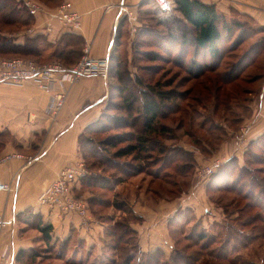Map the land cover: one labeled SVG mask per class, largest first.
<instances>
[{"label": "crops", "instance_id": "0c3cea01", "mask_svg": "<svg viewBox=\"0 0 264 264\" xmlns=\"http://www.w3.org/2000/svg\"><path fill=\"white\" fill-rule=\"evenodd\" d=\"M62 1L70 2L80 14L81 28L75 33L83 39L81 52L83 54L84 48L89 45L90 54L94 57L111 54L114 48L117 54L121 53L123 47L129 44L126 31L131 32L128 30L127 13L120 14L122 5L134 12H144L153 3V0ZM201 1L213 4L217 13L229 22H253L259 28L264 27V0ZM53 19V9L45 5V11L35 16L31 25L21 29L22 32L9 31L7 34L23 42L25 35H30L25 34V30L37 28L34 33L39 34L46 32L44 27L52 23L49 39L54 42L65 31ZM111 70L110 65L107 75L83 77L71 84L65 105L56 117L48 112L50 95L32 81L20 86L0 84V132H6L8 138L0 145V160L4 155L14 152L26 156L41 155L39 160L31 163L19 158L0 161V183H8L12 187L11 190L0 189V214L8 220L0 237V264L6 263L4 254L8 250L12 259L9 264H37V261L44 262L51 258L49 255H55L53 260L56 264H69L66 257L73 255L89 260L105 256V222L95 220L92 214H59L56 209L42 205L38 198L62 168L83 160L79 138L86 127L105 110L115 80ZM250 107L251 112L240 129L235 134L229 129L230 139L224 141L216 152V156L225 162L235 156L239 161L242 160L249 143L264 134V77L259 93L253 95ZM239 136H243V141H239ZM199 156L203 155L199 153ZM208 182L209 178L202 177L196 184L200 188L198 191L205 190ZM195 183H192L190 190H196ZM81 186L79 183L75 187L76 193ZM78 195L85 199L87 196L86 193L84 196ZM135 201L130 205L142 220L131 225L137 233L136 243L145 252L159 247L166 251L171 237L169 218L178 209L189 207L194 211L200 210L198 204L193 202L192 192L171 201L162 200L152 206ZM48 224L52 226L50 241L40 230ZM67 239L70 241L63 257L60 243ZM45 253L47 259H42Z\"/></svg>", "mask_w": 264, "mask_h": 264}, {"label": "rangeland", "instance_id": "374dc122", "mask_svg": "<svg viewBox=\"0 0 264 264\" xmlns=\"http://www.w3.org/2000/svg\"><path fill=\"white\" fill-rule=\"evenodd\" d=\"M171 2L172 9L168 13H161L155 4H153L154 2H151V5L147 8L149 11L136 12L138 24L141 22L142 26H149L154 32H156L155 36L150 39L152 40V43H148L149 45L147 43H144V46L137 45L136 42L142 41V37H137V33L141 27L138 25L137 30L133 31L129 23L128 30L132 33L131 34L126 31V37H129V44L127 47L124 46L123 51L118 53V55L121 58L122 70L127 74L139 71L140 74L145 77L146 81L152 82H155L156 80H161L162 82L165 80H174L172 87L176 88L184 96L178 101L181 103L184 110L171 113L168 119L164 120V122L172 128V138L162 140L163 146L164 144L167 145H165L167 148L165 155H170V153L174 151L179 152L181 150H186L187 152H185L187 154L183 155L178 164L182 166V164H185L186 161H193L194 154L196 157V165H194L191 169L189 168L187 171L189 172V177L187 178L184 177V173L182 172L184 171L182 169L183 167L180 168V171H178L176 165L169 167V165L167 166L166 164L165 166L160 167L161 165L159 164H161L164 155L157 153V151L151 153L153 160L155 161H143L126 156L116 160H124V162L134 168L141 166L143 168V172L128 178V180L122 182L121 184L113 183L112 186L100 187V185H82L78 193L81 195L86 193L87 195L86 200L89 206V212L87 215L92 214L95 220L106 223L105 235H107V239L105 240V250L108 251H105L106 258L101 257L99 259L96 258L89 260V258L87 259L82 256L83 261H81V263L107 264L112 261L110 258L116 255H120L116 257H119L121 262L126 253L133 251L134 253L137 252L135 250L131 251L132 246L136 243V238L132 239L129 236L126 237L127 242L121 245L122 249L117 252L112 249L116 242L115 239L110 236L112 231L111 228L114 224L120 222L122 224L129 225L134 222V215L129 206H127L125 211L118 210L114 207V202L125 200L128 204H132L133 201L137 202L135 200H138L143 201L146 205L152 206L162 200L171 201L176 199L172 197L178 194L176 190H178L180 186H184L186 181L188 182L190 180V185L192 186L193 182H196V185L202 177H206L209 178V182H211V186L209 187L210 190L206 187L205 190L199 192L198 190L200 188L196 185V190H190V186L187 192H192L193 202H195V205L198 204V208L200 210L194 211V209H192L191 211H187L185 209H181L178 210V214L175 216L176 218L173 216L172 222L174 220L176 223L174 226H169L171 237H169L170 241L168 242L170 244L167 245L168 247L166 248L165 255L161 254V258L163 260L170 259L172 254H174L172 247L175 245L182 253L195 255H198L199 252L203 253L199 264H264V210L262 209V206H256V204H258V200H256L255 197L250 198L245 195L249 188H255L254 190L257 193L258 190L264 193V139L260 143L255 142L252 145L249 144L247 149L244 151L242 160L236 161L234 159L235 161L232 160L228 163V161L233 158L231 157L226 161L228 165L224 162L225 164L223 166H228L231 174L226 175L225 172L221 173L220 178H227L229 186L233 188L234 185H231L232 183L230 182L240 176V182L237 185V191H240V193L235 192V189H233V191H225L224 187H220L223 189L221 191H218V189L211 190L223 183H219L218 178L211 181V174H206L204 172L206 167L211 166L216 160L220 159L216 156V152L219 150L220 145L224 141L230 139L231 134L227 131L232 129L234 131L233 134H235L236 125L235 127L232 125L233 120L237 116L246 112L243 107L246 106L248 101L244 100L246 98H252L254 94L259 93L261 80L263 78L252 83L243 84L244 89L252 91L254 94L247 93L245 95H235V89H233L231 85L224 86L221 91L222 96L220 98V106L217 110H215L214 107L216 101L212 97L215 93V83L211 82L209 90L210 94H207L204 90H194L190 92V88L195 84V82H187L185 79V76L188 75L187 72L183 68L176 66L173 62H170L172 56L159 47V45H162L163 42H168L174 30L178 35H181L182 32L175 29V27H172L173 29H170L171 31H169L165 27L166 23L178 26L179 28H184V25L188 24L185 21V17L178 11V5L174 2V0H171ZM186 28L189 29V25L186 26ZM21 29L24 30L21 25L16 24L12 27H6L4 32L14 31L19 33L20 31L22 32ZM243 31L244 33L239 35L236 32H233V35H230L228 39H225L222 42L221 49L223 51L222 53L225 54V57L219 67L220 71H225L232 64H234L250 44L260 40H262V44H264V30L257 27L253 22H249L244 25ZM187 32L191 38L194 37L195 31L193 28H190ZM166 42L164 44H166ZM239 43L240 45L237 46L236 49H234L235 47H232V45ZM136 48L138 51H136ZM146 53L158 54L162 56L164 60L161 61L159 59L160 61H149L146 57ZM3 56L15 57L20 55L10 54ZM191 56L192 52L190 53V57ZM139 64H142V66L158 65L159 73H155L152 77L150 73H146L145 71L136 68ZM263 64L264 53L257 57V61L252 66L246 69L243 76L249 77L250 80V78H252L256 72L259 71L256 67ZM126 76L127 75H125V77ZM165 88L166 87L159 86V89L165 90ZM134 93L140 96V92H138L137 89H135ZM195 96H197L200 100H194L193 98H195ZM237 96L240 97L237 99ZM113 100L119 104L123 102L122 99ZM191 105L194 109L196 108L197 111L199 110V112H204L207 116H210V119L207 120V125L205 127L209 131L199 130L200 127L198 126V121L202 120L199 117L193 127L194 130L197 131L198 136H202L204 139L201 145L203 147L205 145L209 146V152L199 149L192 142V138L187 134L188 130H191ZM107 113L113 116L121 114L120 111L116 109H111ZM182 118H184L183 121ZM128 130L129 129L121 128L117 130L111 129L106 133L87 134L93 138V144H95L106 139L112 134L119 132L122 133ZM219 137L220 139H218ZM2 141H8V138L4 137V135L0 133V142ZM239 141H243V136H239ZM125 144L126 143L119 144L113 151H111L112 149H109V151H106V153L100 157V160L98 161H94L95 159L92 158L85 159L90 175L94 177L103 176V178L106 177L110 180L120 177L125 178V174L123 172L121 173L119 170L109 167L106 163H104L105 161L108 162L107 158H113V153L117 148L124 146ZM179 145L183 148L178 147ZM208 146L206 148H208ZM178 148L181 149L179 150ZM191 152H193V154ZM199 153L203 156H199ZM197 155L199 158H197ZM93 162L95 165L92 164ZM158 168L161 170L162 179L152 177V173ZM102 179L101 181L105 182V180ZM152 179L154 180L151 181ZM253 179L256 181V184L253 183ZM242 187L243 189H240ZM146 190H149L148 193ZM157 192L160 193L157 195ZM78 193L76 194L78 195ZM184 194H182V196ZM141 195L143 197H141ZM195 196H197L198 200ZM201 233L207 234L208 237L214 239L215 241L208 249L202 250V243L194 245L198 240L197 237H199V234ZM225 243L226 245H224ZM219 254L222 255L219 256ZM43 256L42 259H47L46 253ZM49 256L51 257L49 258L50 261L49 259L44 260V262L37 261V264H56L53 260L55 255ZM80 258H78V256H73L69 260H76V263L78 264Z\"/></svg>", "mask_w": 264, "mask_h": 264}, {"label": "trees", "instance_id": "16d2710c", "mask_svg": "<svg viewBox=\"0 0 264 264\" xmlns=\"http://www.w3.org/2000/svg\"><path fill=\"white\" fill-rule=\"evenodd\" d=\"M40 1L53 10L61 2H63L62 0ZM175 3L178 5V11L185 17V21L188 24H185L184 28H179L178 26L166 23L165 27L169 31H171L170 29H173L172 27H175V29H178L182 32L181 35H178L174 30L168 42L165 41L166 44H164L165 42H163V44L159 45V47L165 50L170 56H172L170 62H173L176 66L183 68L187 72L188 75L185 76L187 82H195V84L190 88V92L194 90H204L208 94L211 87V82L215 83V93L212 96L216 101V103L214 104L215 110H217L220 106L219 103L222 96L221 91L224 86L231 85L232 88L235 89V95H245L247 93L254 94V92L244 89L243 84L252 83L263 78L264 64L258 65L256 67L259 71L256 72V74L252 78H250V80L249 77L243 76V73L247 68L252 66L257 61L258 56L264 53V44H262L263 41L260 40L250 44L234 64L227 68V70L220 71L219 67L222 63L223 58L225 57V54L222 53L223 51L221 49L222 42L225 39H228L230 35H233V32H236L238 35L244 33V25H246L247 23L243 24L240 22L227 21V19L223 15L217 13L213 4H207L202 2L201 0H176ZM146 11L149 10L147 9L144 12ZM33 18L34 17L28 13L27 9L18 0H0V57H5L3 55L17 54L21 57L35 59L38 62L58 60L63 62L67 66H72L81 57V50L84 44L82 37L75 33V31L77 30H68L63 28L65 32L62 33L60 37L54 42L49 39L50 32L25 35V40L23 42L17 41V39H15L13 36H9L7 32H4V29L6 27H12L16 24L21 25L22 28L27 27L31 25V23L33 22ZM138 25H140L139 27L141 28L137 33V37H142V41L136 42V44L144 46V43H152V40L150 39L155 36L156 32H154L147 25L142 26L141 22ZM188 25L189 29L193 28L195 31V35L192 38L188 35L187 32L189 29H187L186 26ZM261 29L264 30V27H262ZM239 45L240 43L234 44L232 45V47H235L234 49H236V47ZM137 48L136 51H138ZM48 50H50V52L46 53V51ZM115 51L116 49L114 48L110 54L112 66L111 75L115 78L114 83L111 86V96L107 100L105 110L102 112L101 116L96 121L89 124L86 127L85 131L81 133L79 143L83 161L85 162V164V159L92 158L95 159L94 161H98L100 160V157H102L106 153V151H109V149H112L111 151H113L119 144L126 143L124 146H120L116 149V151H114L113 158H107L108 162H104L109 167H113L119 170L121 173L123 172L126 179L120 177L110 180L106 177L103 178V176L94 177L89 173L82 178L80 183L82 185L86 184L88 186L100 185V187L112 186L113 183L121 184L122 182L128 180V178L142 173L143 168L141 166L134 168L133 166L128 165L126 162H124V160H120L122 161L120 162L116 159L130 156L133 159L155 161L153 160V156L151 154L155 151H157V153L161 155H164L161 164H159L161 165L160 167L165 166L166 164L167 166L169 165V167L176 165L178 171H180V168L183 167L182 169L184 171L182 172L184 173V177L188 178L189 172L187 171L189 170V168L191 169L194 165H196V157L194 156L193 152H191L193 154V161H186L185 164H182L181 166L178 163L179 161H181L183 155L187 154V151L185 150V152L181 150L179 152H175L174 150H172L174 152H171L170 155H165L167 145L164 144L163 146L162 143L163 139L168 140L169 138H172V128L167 123H165L164 120L168 119L171 113L184 110V108L181 106V103L178 102L184 96L176 88L172 87L174 80H165L164 82H162L161 80H156L155 82H152L146 81L145 77L142 76L139 71L135 72L133 75L132 73L127 74L122 70L121 58ZM191 52L192 56L190 57ZM151 54L146 53V57L149 61L164 60V58L158 54ZM158 67V65L142 66V64L136 66V68L145 71L146 73H150L151 76L155 73H159ZM125 75L127 76L125 77ZM127 82L129 83V85ZM159 86L166 88L165 90L159 89ZM130 87L133 89H131ZM135 89L140 92V96L134 93ZM238 97L240 96H237V99ZM113 99H122L123 102H121L122 104H119ZM193 99L196 101L200 100L199 98H197V96H195V98ZM252 100L253 96L252 98H246L244 100L248 101L246 106H240L243 107L246 112H244L240 116H237L233 120L232 125L234 127L236 125V131L240 129L243 121L250 114V104ZM111 109H116L120 111L121 114H119L118 116H113L107 113ZM191 109V130H188L187 134L192 138V142L199 149L209 152V146L207 145L208 148H206V145L204 147L201 145L204 139L202 136H198L197 131H195L193 127L195 125V122L197 121V118L199 117L200 119H202L198 121V126L200 127L199 130H207V128L205 127L207 125V120L210 119V116H207L204 112H199V110L197 111V109H194L192 105ZM183 120L184 118H182V121ZM121 128H126L129 130L122 133L119 132L116 134H112L106 139L101 140L95 144H93V138H91L87 134L104 132L106 133L111 129L117 130ZM0 133H2L4 137H6V132ZM218 139H220V137ZM263 139L264 134L260 135L249 144L252 145L255 142L260 143L261 141H263ZM3 143L4 141H2L0 145ZM178 147L182 146L179 145ZM178 149L180 150L181 148ZM234 159L236 161H239V159L235 156L231 158L228 163ZM225 163L226 165H228L227 162ZM225 163L221 164L210 176L212 177L211 181H214V179L218 178L219 183L223 184H220L219 186L211 190L218 189V191H221L223 189L220 187H224L225 191H233V189H235V192L240 193V191H237V185L240 182V176H238V178H235L234 181L230 182L232 183L231 185H234L233 188L229 186L227 178H220L221 173L225 172L226 175L231 174L228 166H223ZM92 164L95 165L94 162ZM152 177L157 179L163 178L161 177L160 168L152 173ZM100 178H103L105 182H102ZM153 180L154 179H152L151 181ZM210 183L211 182H208L207 188L211 186ZM253 183L256 184V181L254 179ZM190 186V180L188 182L186 181L184 186H180L179 189L176 190L178 194L174 195V197L172 198H178L182 196V194L187 193ZM240 189H243V187ZM254 189L255 188H249L248 192L245 195L250 198L255 197L256 200H258V204H256V206H262V209L264 210V193L260 192V190H258L257 193ZM146 191L148 193L149 190ZM159 193L157 192V195ZM113 205L118 210L124 211L127 209V206H129L134 215V222L142 220L140 216L136 215L133 207L128 204L127 201H116L113 203ZM181 209L191 211L189 207L180 208L178 210ZM178 210L173 215L174 218H176L175 216L178 214ZM173 216L169 218V226H174L176 223L174 220L172 222ZM111 229L112 231L110 236L116 241L112 249L116 252L122 249L121 245H123V243L127 242L126 237L129 236L130 238L135 239L137 235L136 230L133 229L131 223L127 225L118 222L117 224H114ZM40 230L43 232L42 234L48 238V241H50L52 236L50 233L52 230V226L48 224L42 226ZM197 239L198 240L194 245L202 243V250L208 249L215 242L214 239L208 237V235L205 233L199 234V237H197ZM69 241L70 240L67 239L60 243L59 249L61 250L63 257L65 256L68 249L67 247L69 245ZM53 245L54 244H52V246ZM224 245H226V243ZM62 247L64 249H62ZM172 249L174 251V254H172L170 259H167L169 261H167L161 258V254L165 255V251L162 247H159L153 251L145 252L141 251L138 244L135 243L134 246H132L131 251L135 250L137 252L134 253L133 251L130 253H126L123 256L121 262L119 260L120 258L116 257L120 255L112 256L110 258V260L112 261L108 262L107 264H199L201 257L203 256V253L201 252H199L198 255L182 253L176 248L175 245H173ZM104 255H106V252ZM221 255L222 254H219V256ZM104 257L106 258V256ZM71 258L72 256H69L68 258L66 257L67 263L77 264L76 260H69ZM81 261H83V258L79 259L78 264H82Z\"/></svg>", "mask_w": 264, "mask_h": 264}, {"label": "built area", "instance_id": "2783aa9c", "mask_svg": "<svg viewBox=\"0 0 264 264\" xmlns=\"http://www.w3.org/2000/svg\"><path fill=\"white\" fill-rule=\"evenodd\" d=\"M33 17L45 11V5L40 0H18ZM155 6L161 13H168L172 9L171 0H153ZM127 13V20L133 31L137 30L138 18L136 12L121 6L120 14ZM53 20H56L62 28L68 30H78L81 28L80 14L67 1L61 2L53 10ZM37 28L25 30V34H32ZM46 32L53 29L52 23L44 27ZM90 46H86L81 57L72 65L67 66L58 60L38 62L28 57H0V84L14 86L23 85L27 81H32L41 90L50 95L48 112L52 117H56L65 105L69 94V86L77 80L88 76L107 75L111 56L107 54L102 57H94L90 54ZM19 158L27 163L37 161L41 155L26 156L22 153H9L1 158V162ZM225 161L216 160L211 166L206 167L204 172L212 174ZM89 174V170L83 160L62 168L55 180L39 195V202L42 205L56 209L59 214H78L86 216L89 206L86 199L75 193V187L82 178ZM11 184L0 183V189L11 190ZM8 223L3 214H0V237L4 227ZM5 264H9L10 250L5 254Z\"/></svg>", "mask_w": 264, "mask_h": 264}]
</instances>
